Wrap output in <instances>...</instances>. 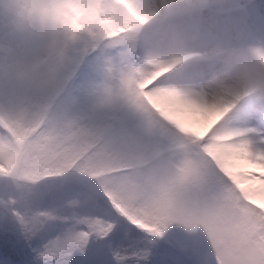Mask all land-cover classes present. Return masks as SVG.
I'll list each match as a JSON object with an SVG mask.
<instances>
[{"label": "rangeland", "instance_id": "374dc122", "mask_svg": "<svg viewBox=\"0 0 264 264\" xmlns=\"http://www.w3.org/2000/svg\"><path fill=\"white\" fill-rule=\"evenodd\" d=\"M152 1L158 5L159 0ZM13 2L18 6L16 19L0 16V120L15 137L6 129L0 130V175L11 170L19 140L32 133L21 149L18 172L29 176L53 172L50 163L54 164L56 152L65 156V169L71 160L80 158L71 171L68 169L67 178L63 177L66 180L92 181V186L116 199L123 195L139 198L143 193L135 186L127 190L121 187L119 177L131 166L116 163L118 157L167 131L201 140L199 135L205 128L181 125L141 94L129 58L136 52L137 32L142 27L135 22L138 15L126 0ZM98 39L104 40L103 44L87 54ZM113 41L119 46H113ZM83 68L89 71L88 83L76 84L74 80ZM204 98L209 101L210 96ZM227 104L219 111L228 109ZM86 147H90L89 152ZM149 188L156 197L164 196L171 189L170 177L161 171L149 180ZM0 201L15 210L17 199L13 196H0ZM73 201L79 214L85 201ZM61 237L57 231L50 247L61 245L66 250L89 238L83 231L72 238L58 239Z\"/></svg>", "mask_w": 264, "mask_h": 264}, {"label": "snow or ice", "instance_id": "6c2138e0", "mask_svg": "<svg viewBox=\"0 0 264 264\" xmlns=\"http://www.w3.org/2000/svg\"><path fill=\"white\" fill-rule=\"evenodd\" d=\"M211 135L194 141L167 131L118 157L116 163L131 166L119 177L121 187L135 186L143 195L116 199L92 186L87 218L58 238L81 231L95 238L74 259L43 257L47 244L5 229L0 264H264V202L258 201L264 196V129L243 144L229 141L224 159L213 153ZM161 171L171 189L158 198L149 180Z\"/></svg>", "mask_w": 264, "mask_h": 264}, {"label": "bare ground", "instance_id": "6f19581e", "mask_svg": "<svg viewBox=\"0 0 264 264\" xmlns=\"http://www.w3.org/2000/svg\"><path fill=\"white\" fill-rule=\"evenodd\" d=\"M126 1L142 27L129 64L143 96L181 125L205 128L195 132L201 140L212 133V150L223 159L229 141L243 144L264 129V0ZM238 5H246L249 30L238 14L216 13Z\"/></svg>", "mask_w": 264, "mask_h": 264}, {"label": "trees", "instance_id": "16d2710c", "mask_svg": "<svg viewBox=\"0 0 264 264\" xmlns=\"http://www.w3.org/2000/svg\"><path fill=\"white\" fill-rule=\"evenodd\" d=\"M94 46L88 47V51ZM113 46L119 45L113 41ZM116 52L117 50L112 53L116 54ZM101 60L105 63V59L101 58ZM88 74L87 68L81 69L79 76L74 82L86 85L88 83ZM84 150L89 152L90 147H86ZM64 159V155L54 152V164L50 163L51 168L55 169L53 172H43L38 176H29L18 172L19 175L34 179V182L17 177H10L0 181V196L9 197L11 195L17 199L13 204L15 210L0 201V230L6 229L25 240L40 241L42 245L47 244V248L41 253V256L48 259L54 257L74 259L85 248H91L95 239L94 237H84L79 243L73 244L66 250H62L61 245L58 248L50 247L51 239L56 235L57 231L62 234L72 224L79 222L75 220L87 217V213H85V211H88L86 194L92 187V181L84 185L66 180L68 169L71 171L80 158L71 160L67 164L68 167L66 169L64 168ZM75 198L85 201L83 205L79 206L81 210L79 214L75 213L76 205L73 201Z\"/></svg>", "mask_w": 264, "mask_h": 264}, {"label": "clouds", "instance_id": "9594fccd", "mask_svg": "<svg viewBox=\"0 0 264 264\" xmlns=\"http://www.w3.org/2000/svg\"><path fill=\"white\" fill-rule=\"evenodd\" d=\"M18 15V6L13 2V0H0V16L8 19H16ZM240 17L246 15V5L238 13ZM245 30H249L247 23L243 24Z\"/></svg>", "mask_w": 264, "mask_h": 264}]
</instances>
